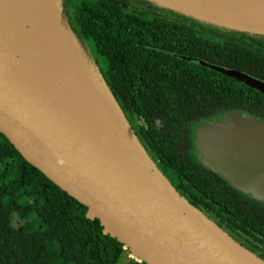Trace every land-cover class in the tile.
<instances>
[{
	"label": "water",
	"instance_id": "95a60500",
	"mask_svg": "<svg viewBox=\"0 0 264 264\" xmlns=\"http://www.w3.org/2000/svg\"><path fill=\"white\" fill-rule=\"evenodd\" d=\"M146 1L221 28L264 35L258 0H235L245 7L221 16L176 4L180 0ZM87 59L65 19L63 0L54 15L33 3L0 0V133L140 263L264 264L177 190L101 70ZM221 71L264 93L259 81ZM196 147L205 166L264 202V122L234 115L202 126Z\"/></svg>",
	"mask_w": 264,
	"mask_h": 264
},
{
	"label": "trees",
	"instance_id": "16d2710c",
	"mask_svg": "<svg viewBox=\"0 0 264 264\" xmlns=\"http://www.w3.org/2000/svg\"><path fill=\"white\" fill-rule=\"evenodd\" d=\"M63 1L69 27L100 58L172 184L243 245L251 248L245 234L264 243V206L197 162L190 134L207 111L244 105L264 118V98L221 71L264 69L251 33L221 37V27L146 0ZM87 212L0 133V264H121L129 251Z\"/></svg>",
	"mask_w": 264,
	"mask_h": 264
},
{
	"label": "flooded vegetation",
	"instance_id": "af4514ba",
	"mask_svg": "<svg viewBox=\"0 0 264 264\" xmlns=\"http://www.w3.org/2000/svg\"><path fill=\"white\" fill-rule=\"evenodd\" d=\"M103 3H108L109 0H102ZM115 1V0H113ZM224 30H221L223 33H221V37H232L231 35V32L233 33H239V34H245L246 35V32H241V31H237V30H232V29H225L223 28ZM249 33H247L248 35ZM255 41H253L254 43V46H253V49L258 52L257 55L258 57L260 58H263L264 59V35H258V34H251ZM237 39H248L246 37H240L237 38ZM249 40V39H248ZM86 51V50H85ZM87 55L89 57L90 54L88 52H86ZM92 58V57H91ZM93 59V58H92ZM218 68V67H217ZM225 70V69H224ZM228 70H235V71H238V72H241L247 76H249L250 78L254 79V80H257L259 81L260 83L264 84V69H261V70H257L256 68H253V72H250V71H246V70H238V69H228ZM233 78V77H232ZM235 79V78H234ZM237 80V79H236ZM238 81V80H237ZM240 82V81H239ZM240 83H243V85L246 87V88H249L250 90L254 91V92H257L258 95H259V98L263 97L264 98V93L263 92H260V91H257L255 90L254 88L248 86L247 84H245L244 82H240ZM252 108L250 107H246L244 105L242 106H239V107H233L231 109H227V110H224V111H221V112H216V113H213V114H210L208 111L206 112V116L205 117H201L197 120H195L194 122H192L190 125V134H191V145H192V153L193 155L195 156V160L201 164L204 165V163L202 162V155L200 154V152L198 151L197 147H196V140H197V133L200 131V127L201 126H206V125H215L217 124L218 122L219 123H222V122H225L227 121L230 117L234 116V115H240L242 117H245V118H249V117H253V118H256L262 122H264V118H261V117H258L257 115H255L254 113H252ZM197 125V127H195ZM200 128V129H199ZM205 166V165H204ZM208 170H210L214 175H216V177H218L219 179L225 181L226 185H228L230 188H232L233 190H236V191H239L241 192L243 195L247 196V197H251L252 199H254L255 201L261 203V205L264 206V202H261L255 198L252 197L251 194H247V193H244L238 189H236L231 182L229 181H226L224 176L220 173H216L214 172L213 170H211L210 168H208L207 166H205ZM246 238L249 239L250 241V247H247L246 245H243L239 240H237L236 238H234L236 241H238L240 244H242L243 246H245L247 249H249L251 252L255 253L256 255H258L259 257H261L262 259H264V243L263 242H253L252 238L249 237L248 234H245Z\"/></svg>",
	"mask_w": 264,
	"mask_h": 264
},
{
	"label": "bare ground",
	"instance_id": "6f19581e",
	"mask_svg": "<svg viewBox=\"0 0 264 264\" xmlns=\"http://www.w3.org/2000/svg\"><path fill=\"white\" fill-rule=\"evenodd\" d=\"M185 1V2H184ZM17 5L22 7H27L28 3H33L37 6L44 8V10L51 15L57 10L59 7V0H15ZM213 2V5H211ZM226 2V4H223ZM259 3L264 7V0H258ZM245 2L235 1V0H180V2H176V4H180L186 8H194L195 6L198 8H207L211 9L214 16H221L222 12H232L233 7L236 6L239 11L240 9L245 7ZM203 4H207L208 6H204ZM210 4V5H209Z\"/></svg>",
	"mask_w": 264,
	"mask_h": 264
},
{
	"label": "rangeland",
	"instance_id": "374dc122",
	"mask_svg": "<svg viewBox=\"0 0 264 264\" xmlns=\"http://www.w3.org/2000/svg\"><path fill=\"white\" fill-rule=\"evenodd\" d=\"M66 19V18H65ZM89 47L91 48V46H90V44H89ZM91 50H92V48H91ZM91 50H89V52H90V56L93 58H91V57H89L87 54V57H88V62L90 63V65L94 68V69H99V66L95 63V58L98 60V62L100 63V70H101V73L103 74L104 72L106 73V70H105V66L101 63V60H100V58L99 57H97L96 55H92V53H94V52H92ZM103 76H104V78H105V74H103ZM106 79V78H105ZM106 82L110 85V87H111V91H112V94L117 98V100H118V97H119V99L121 100V102L124 104H122L121 105V103L119 102V100H118V103L121 105V107H122V109H123V111H124V113H125V115H126V117L128 118V120L130 121V123L133 125V126H135L134 128H136L137 129V123H136V121H137V118L135 117V116H132L131 115V113L128 111V109H129V106L126 104V103H124V100H123V98L121 97V94L118 92V90H117V88H116V86L114 85V82L113 81H111V82H108L107 80H106ZM124 106V107H123ZM218 124V123H217ZM216 125V124H215ZM195 127H197V125L195 126ZM200 128H202V126L200 127ZM199 128V129H200ZM13 172H14V169L12 170ZM8 181H10V178H8ZM139 264L140 262L137 260V259H135V258H133L131 255H130V253L129 252H126L125 254H124V257H123V260H122V263L121 264Z\"/></svg>",
	"mask_w": 264,
	"mask_h": 264
}]
</instances>
